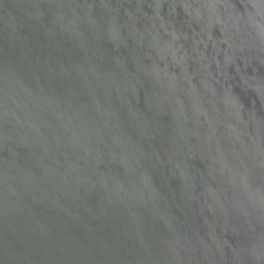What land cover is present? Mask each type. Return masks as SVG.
<instances>
[{
  "label": "water",
  "instance_id": "obj_1",
  "mask_svg": "<svg viewBox=\"0 0 264 264\" xmlns=\"http://www.w3.org/2000/svg\"><path fill=\"white\" fill-rule=\"evenodd\" d=\"M0 264H264V0H0Z\"/></svg>",
  "mask_w": 264,
  "mask_h": 264
}]
</instances>
